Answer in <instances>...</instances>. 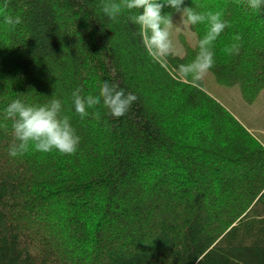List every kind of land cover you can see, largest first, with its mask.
Masks as SVG:
<instances>
[{
    "label": "trees",
    "instance_id": "trees-1",
    "mask_svg": "<svg viewBox=\"0 0 264 264\" xmlns=\"http://www.w3.org/2000/svg\"><path fill=\"white\" fill-rule=\"evenodd\" d=\"M209 1L184 6L205 13ZM5 2L0 264H264V148L229 121L203 81L178 79L175 69L196 54L154 61L129 19L135 12L110 20L102 0ZM217 5L231 26L216 42L212 71L253 96L264 88V8ZM8 15L22 23L6 24ZM237 34L240 51L227 55ZM105 81L137 100L120 118L101 103L82 119L73 91L99 95ZM16 99H59L81 138L77 152L10 156L19 141L4 110Z\"/></svg>",
    "mask_w": 264,
    "mask_h": 264
},
{
    "label": "clouds",
    "instance_id": "clouds-1",
    "mask_svg": "<svg viewBox=\"0 0 264 264\" xmlns=\"http://www.w3.org/2000/svg\"><path fill=\"white\" fill-rule=\"evenodd\" d=\"M239 2V0H238ZM185 0H102V11L110 20H117L124 11L135 12L130 15V21L138 26V34L152 59L165 63L170 55H175L176 45L172 38L174 28L173 16L165 14L164 9L171 7L181 15L185 28L201 24L205 32L197 42L198 52L195 58L187 64H180L176 69L178 79L188 81L193 87H200L208 72L215 66V45L230 23L224 18L222 10L196 12L192 7H185ZM7 8V0L4 5ZM247 7L252 10L264 8V0H247ZM8 25L22 23L21 17H4ZM233 43L225 46L227 55L238 54L242 36L234 35ZM83 89L77 88L72 93L75 111L83 119L89 115V109L98 105L110 111L115 118L127 114L137 97L131 92H125L117 84L105 81L100 86L99 95H82ZM5 111V119L12 121L14 135L19 143H14L9 149L12 157L23 156L29 151L49 153L53 150L65 155H74L80 144V136L71 123L68 115L62 114V103L52 99L44 105H30L16 99ZM94 118L99 120L100 113L95 111Z\"/></svg>",
    "mask_w": 264,
    "mask_h": 264
},
{
    "label": "rangeland",
    "instance_id": "rangeland-1",
    "mask_svg": "<svg viewBox=\"0 0 264 264\" xmlns=\"http://www.w3.org/2000/svg\"><path fill=\"white\" fill-rule=\"evenodd\" d=\"M218 0L203 2L207 11L217 9ZM216 5L214 8L212 6ZM212 8V9H211ZM205 13L207 12L204 10ZM174 28L172 38L176 45L175 55L180 57L188 56L189 53L197 54V42L201 38L197 29L192 26L185 28L181 22V15L177 12L173 14ZM205 30V25H202ZM195 28V26H194ZM196 56V55H195ZM194 55L188 56L189 62ZM206 93L217 100L226 110L229 121L235 120V127L240 125L246 132L248 140L252 144L260 145L264 148V88L255 95L246 94L240 84H230L215 75L212 69L203 79ZM230 126H231V122Z\"/></svg>",
    "mask_w": 264,
    "mask_h": 264
}]
</instances>
